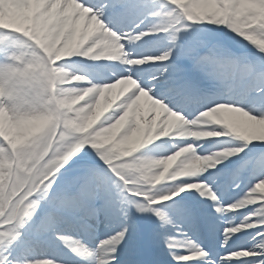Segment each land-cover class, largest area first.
Returning a JSON list of instances; mask_svg holds the SVG:
<instances>
[{"label":"snow or ice","instance_id":"snow-or-ice-1","mask_svg":"<svg viewBox=\"0 0 264 264\" xmlns=\"http://www.w3.org/2000/svg\"><path fill=\"white\" fill-rule=\"evenodd\" d=\"M11 4L14 8L27 11L32 16L35 28L33 35L37 39L8 28H0V33L14 36L22 34V38L14 42H22L31 50L33 57H38L45 64L50 60L45 48H52L53 45L56 49L69 45L96 48L111 41H118L123 45V51L128 54L130 62L124 63L125 68L116 73L110 82L104 83L113 84L121 77H128L135 81V85L130 87L126 91L127 94L119 101L118 104L122 107L111 110L108 113L111 119L102 121L97 127L111 123L122 113H126L129 106L131 107L125 118L133 121L135 126L141 121H149V118L151 121L157 120L156 117L161 119L166 113H176L191 121L202 113L212 112L221 121L220 124L214 125L215 129L216 126H220L217 131H226L225 125L228 124L237 126L235 133L220 136L235 138L229 141L231 146L223 147L239 149L237 153L239 154L252 142H264V139L246 138L247 133L244 131L246 123L264 121V50L251 42L260 53L252 59L236 53L221 42L201 41L200 47L207 48L206 52H200L199 48L185 49L181 42L182 35L193 27V16L218 10L231 11L236 8L235 3L226 5L220 0L219 9L211 0H139L138 3L137 0H11ZM133 7H143L146 13L132 27L120 30L109 21L110 15L124 17ZM98 22H102L103 29L107 32L96 27ZM199 22L227 26L208 19ZM228 28L239 37L250 41L242 32ZM152 34L162 39L161 47L157 51L141 52L133 56L126 49V44L141 41L142 38ZM74 56L78 55H65L64 58ZM182 56L191 60L195 71L217 81L228 99L196 95L195 86L187 77L185 69L178 63ZM56 64L69 67L63 58L58 59ZM8 66H22L19 63V51L14 45L0 47V67ZM147 69L153 71H148L146 75L142 74ZM177 98H182L185 106L196 99L201 110L198 113H189L185 106L175 102ZM0 104L11 108L13 102L5 99L0 101ZM161 106L164 107L165 112L161 111ZM57 135L60 136V132ZM79 141L76 136L63 140V146L59 151L57 149L61 140L54 142L44 158L45 162L54 163L46 167L43 174L37 171L38 174L30 178L21 190L3 194V203L0 205L4 209L3 214L0 215V264H54L56 261H61L59 257H29L17 253L15 251L17 245L29 243L25 239L29 229H32L36 236L50 234L87 264H121V249L128 243V237L131 235L130 223L126 222L120 229L101 240L96 247L90 248L82 240L63 230L60 227L61 222L67 217L83 220V216L77 215L82 210L98 215L100 208L95 206V202L102 200L105 208L116 207L125 221H128L132 208L141 213L151 212L160 220L163 228L175 224L174 212H179L186 218L192 217L194 209H174L172 206L162 205V202L170 200L173 206L178 204L184 198L179 194L189 189L198 190L202 195L211 197L218 213H225L228 210H225L224 206L237 202L254 207L247 208V214L238 223L228 222L223 226L222 252L216 254L215 258L186 235L183 242H180L177 237L170 236L167 232L163 233L164 242L177 264H188L196 258H202L206 264H257V262L264 264V231H261L264 229V223H252V221L264 220V207H262L264 200L252 202L249 199L256 183L264 179V143L259 145L262 150L255 156L238 157L236 168L228 173L235 182L250 172L254 183H249V190L235 202H222L212 188H209V192L201 189V183L208 186V183L203 182L207 177H200L199 182L180 179L195 177L194 175L163 180L156 184L147 183L138 176L124 172L123 161L109 162L103 148L97 147L95 143L84 142L79 147L73 148V145ZM187 144L194 143L184 142L177 148ZM89 145L104 164L85 165L74 174H70L77 160L88 154ZM0 147L11 152L3 137H0ZM253 147L257 145L253 144ZM233 156L234 154L228 157ZM73 157L75 159H72ZM224 167L225 165H220L217 171ZM73 187L77 189L75 193H72ZM173 197L178 199L172 200ZM36 217H39L38 222ZM241 222L250 225L242 229H252L256 235L252 237L250 246L237 249L231 246L232 240L229 237L241 233L242 229L236 232H225V229L233 228ZM257 225L259 228L256 227Z\"/></svg>","mask_w":264,"mask_h":264},{"label":"clouds","instance_id":"clouds-1","mask_svg":"<svg viewBox=\"0 0 264 264\" xmlns=\"http://www.w3.org/2000/svg\"><path fill=\"white\" fill-rule=\"evenodd\" d=\"M81 12H83V9H81ZM192 19L193 22L208 19L214 23L226 24L235 31L242 32L250 42L264 50V3L258 6L257 11H242L236 7L231 11L221 12L218 10L208 14L195 15ZM96 27L107 32L106 29H103L102 22H98ZM32 31L34 34V27ZM46 49L47 55L50 57L48 63L53 67L55 76L45 84L44 97H54L55 99L45 103L43 108H46L50 115V130L60 132L61 144L58 145L57 150L59 151L63 146V140L72 136H76L78 140L85 139L89 143H96L102 138L109 137L113 130L125 120V114L131 106L126 109V113H122L111 123L103 127L97 126L102 121L111 119L108 116L109 109L112 107L110 105H113L116 99L123 96L130 87L134 86L135 81L128 77H121L113 84L93 82L87 74H82L70 67L57 66L56 61L58 59H55V57L62 51L63 54L60 55L59 59L64 58L65 55H78L93 60L107 59L129 63L128 54L123 51V45H120L118 41H111L96 48L78 46L73 49L69 45L62 49L51 47ZM114 84L120 86L118 91H114L117 89V86H113ZM101 100L103 104H101ZM68 106L78 110V112H73L71 115L79 122L95 121V123L86 131L69 132L62 125L65 109ZM116 107H122V105L117 104ZM161 111L165 112L163 106H161ZM149 121H151V118H149ZM220 123L221 121L217 119L216 114L212 112L202 113L198 118L191 121L180 117L176 113H166L158 121L149 123L142 131L137 130L135 135L132 133L136 126L134 123H129L117 136L116 141L105 144L103 150L109 160L124 162L125 167L122 169L124 172L138 176L147 183L156 184L163 180L177 179L181 176H194L206 169L215 167L229 155L237 154L239 149L221 147L210 154L204 155L197 152V145L195 144L179 147L170 154L152 155L141 150L163 137L201 139L229 135L237 130L236 125L228 124L225 125L226 131H217L214 125ZM244 131L247 133L246 138L264 139V121L246 123ZM65 133H68L66 138ZM46 142L47 136L40 137L34 140L25 151H39ZM53 163V161H42L37 171L43 174L46 167ZM200 187L204 192H209L207 185L201 183ZM252 193L249 198L252 202L264 200V179L256 183ZM212 198H215L214 195ZM245 206L243 202H237L233 205H226L224 208L225 210H234ZM252 223H264V220L252 221ZM249 226V224L241 222L233 228L225 229V232H236ZM54 264H67V262L61 260L54 262Z\"/></svg>","mask_w":264,"mask_h":264},{"label":"rangeland","instance_id":"rangeland-1","mask_svg":"<svg viewBox=\"0 0 264 264\" xmlns=\"http://www.w3.org/2000/svg\"><path fill=\"white\" fill-rule=\"evenodd\" d=\"M212 3L216 5V7L219 9L220 0H211ZM224 4H231L235 3L236 7L241 9L242 11H257L258 6L261 3H264V0H223ZM223 12V11H221ZM206 24H209L216 29L219 30L220 35H222V39L225 41H229L234 47L238 48H244L252 51H257L258 49L256 46L252 45L250 41L245 40L244 38L239 37V35L235 32H233L231 29H229L227 26L222 25H213L210 22H204ZM254 36L255 34H249ZM40 73L45 75L46 69L43 68V64H41ZM31 102H28V105H30ZM43 112L44 110H40ZM68 110H65V115L62 120V124H67L69 119V126L74 128L75 130H83L95 123V121H86L81 124H76L77 119L73 118L71 113L73 112H67ZM25 114L21 116V119L19 121L13 123L11 121V125H8L7 121L9 120L5 115L0 113V133L4 136V138L8 141V144L10 146L11 152L8 155H3V152L0 154V205L3 203V194L8 191L16 192L22 189V186L28 181L25 178V175L22 174V169H28L27 166H31L33 163L38 162L41 163L40 160L42 155L45 153H48V151L52 148L51 146V140L47 139L46 144L41 148L39 151H32V152H26L25 149L33 143L34 140L38 139L37 133L34 135L29 134L30 131L28 129V124L32 121H24L28 120L26 119V115L31 114L33 111L31 109H24ZM5 123V127L3 130L1 128V123ZM47 125L51 123L49 119L46 120ZM8 125V127H7ZM68 125V124H67ZM128 124L125 122H122L119 127L113 130L114 133V141H116L117 136H119L120 132L127 127ZM143 129V121L138 123L136 127L133 129V133L136 132V130ZM132 133V134H133ZM135 135V134H134ZM110 142L106 141L105 139H101L100 141L96 142V146H104L105 144H108ZM253 144L260 143V142H252ZM3 148L0 147V150ZM28 161L30 164H28ZM25 179V180H24ZM24 180V181H23ZM3 207L0 206V215L3 214ZM140 220V218H138ZM133 233V232H131ZM26 234H32L34 235L33 231H28ZM136 234L139 237V231L136 230ZM21 249L20 245L16 246L15 251L19 252ZM17 252V253H18Z\"/></svg>","mask_w":264,"mask_h":264},{"label":"bare ground","instance_id":"bare-ground-1","mask_svg":"<svg viewBox=\"0 0 264 264\" xmlns=\"http://www.w3.org/2000/svg\"><path fill=\"white\" fill-rule=\"evenodd\" d=\"M215 2H216V0H215ZM26 23H27V22H24V24H26ZM17 24H18V23H17ZM102 103H103V102H102ZM102 103H101V104H102ZM67 109H70L72 112H73V111H74V112H78L77 109H75V108H73V107H71V106H68ZM71 111H70V112H71ZM156 119H157V120L144 121V122H143V129H145L149 123H154V122H156V121L159 120L158 118H156ZM5 123H6V122L1 123V128H2L3 130H5V129H4V127H5ZM7 123H8V125H11V124H13V123H15V122L11 123V121H7ZM81 123H83V122H79L78 120H77V122H76V124H78V126H79V124H81ZM27 124H28V126H29L28 129H29V131H30L29 134L34 135L35 133H37V132H38V131L44 126V124H45V119H38V120H36V121H33L32 123H27ZM8 125H7V127H8ZM143 129H141V131H142ZM136 132H137V130H136ZM136 132H134L133 135L136 134ZM102 139H105L106 141H108V142L111 143V142L114 141V133L112 132V134H111L109 137H107V138H102ZM104 232H106V231H103L102 233H100V235L104 234ZM99 242H100V241H99ZM49 244H50V245H49ZM49 244H48L49 247L53 248V245H51V244H53V242H51V243H49ZM96 246H97V245H95L94 247H96ZM49 247L46 246V245H35V244H34V245L30 246L29 248L25 249L24 252H25V254H27V256H30V257H32V256H40V254L43 253V254H45V255L50 254L51 256L53 255V257H59L61 260L66 261V258L64 257V255H63L62 253L56 252L54 249L51 250ZM129 261H130V256H129V254L124 250V248H122V249H121V253H120V262H121V264H129ZM79 264H87V263H86L85 261H80Z\"/></svg>","mask_w":264,"mask_h":264}]
</instances>
